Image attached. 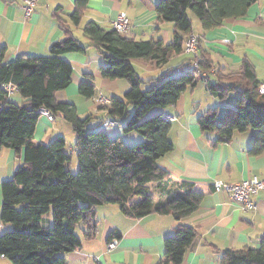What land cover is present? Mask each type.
<instances>
[{
    "label": "trees",
    "instance_id": "obj_1",
    "mask_svg": "<svg viewBox=\"0 0 264 264\" xmlns=\"http://www.w3.org/2000/svg\"><path fill=\"white\" fill-rule=\"evenodd\" d=\"M257 0H160L157 14L162 21L176 27L175 39L136 41L124 37L116 29H104L89 21L83 33L100 51L104 66L101 75L107 80L126 79L130 90L124 99L114 97L106 106L108 116L115 121L129 116L124 131L137 132L144 140L126 145L121 137L90 127L94 116L81 119L77 107L60 103L58 92L73 82V67L63 59L67 53H84L86 48L74 37L72 29L58 18L65 33L62 41L51 48V56L19 58L6 62V50L0 51V152L13 149L23 156V163L14 178L2 185L3 208L1 221L11 225L0 234V258L11 264H67L66 255L81 248L84 238L93 239L99 232L96 209L102 205H117L133 219L152 213L172 215L181 221L200 207L204 194L192 184L174 181L161 167L159 160L173 151L169 140L172 127L162 111L176 104L188 88L206 82L207 89L218 98L236 94L235 108L222 123L217 121V108L209 109L199 119L201 128L218 134V142L232 140L235 133L255 130L252 152H264V95L259 93L261 81L253 66L244 61L238 72L224 75L215 70L217 81L210 80L213 61L198 41V55L186 67L197 62L205 76L188 70L174 76L168 73L156 80L143 81L132 61L139 59L156 63L158 67L183 52L193 33L192 11L204 30H211L228 19H241ZM89 8V0H75L69 15L79 27ZM219 72V73H218ZM12 83L27 102L16 105L7 102L5 85ZM142 85H151L143 90ZM80 94L95 97L92 83H83ZM47 108L53 116L65 118L76 136V152H68L67 141L58 137L48 145L34 144L38 110ZM76 156L79 169L71 171ZM196 228L181 223L175 235L165 241V256L160 264H183L185 255L198 237ZM119 238L118 232L109 236ZM223 264H264V236L257 248L228 249L222 252Z\"/></svg>",
    "mask_w": 264,
    "mask_h": 264
},
{
    "label": "crops",
    "instance_id": "obj_2",
    "mask_svg": "<svg viewBox=\"0 0 264 264\" xmlns=\"http://www.w3.org/2000/svg\"><path fill=\"white\" fill-rule=\"evenodd\" d=\"M159 1L89 0V8L77 27L69 18L75 9V0H37L34 12L28 19L25 17L24 0H0V51L6 50V62L51 56L52 46L65 37L58 20L62 18L86 50L84 53L63 55V59L73 67V82L58 92L56 99L60 103L75 105L81 119L94 116L90 127H97L111 118L100 99H124L131 86L126 79L107 80L102 77L104 59L84 35L83 28L87 22L93 21L104 29H112L119 15L126 13L131 23V39L172 43L176 27L174 23L159 18ZM189 15L193 22V33L201 38L203 49L211 54L214 70L209 75L210 80L217 81L215 70L224 75L235 73L247 61L264 84V0H257L251 5L246 17L228 19L211 30H204L197 18L198 26L195 18ZM79 31L84 36H76ZM192 57L184 49L161 67L139 59L133 60L132 64L140 78L149 81L168 73H174L176 77L184 74L186 70L181 69L188 65ZM83 83H92L96 87L94 98L86 99L80 94L79 87ZM7 93L8 103L23 105L27 102L17 87L14 92L9 93L7 90ZM236 100V94L225 99L214 96L207 89L206 82L200 80L196 87L188 88L176 104L162 111L163 118L168 120V116L171 117L169 140L174 149L162 157L159 163L174 181L192 184L196 191L204 194L197 211L179 222L172 215L158 213L133 219L126 217L117 205L99 206L96 209L99 220L97 236L86 239L79 231L82 246L66 255L67 264H160L165 256V241L175 235L180 223L194 227L199 232L183 264H223L221 254L225 250L257 248L260 238L264 236V191L253 197L256 208L246 211L227 193L215 192L212 186L215 180L233 184L255 177L264 180V152H252L257 132H238L232 140L218 142L216 132L205 131L199 124L200 117L215 108L217 121L222 123L225 115L235 108ZM128 111L130 116L133 113L132 106L128 107ZM129 116L116 120V127L100 126L97 130L105 131L110 137L116 134L127 144L138 142L141 136L126 131L124 135L120 133L118 122L121 121V127H125ZM58 137L66 139L70 152H76V136L72 125L61 116H54V120L49 121L46 116L40 115L34 144L48 145ZM22 161L23 156L17 155L13 149L4 148L0 152V234L11 229V225L1 221L2 185L14 178ZM113 232L120 234L119 245L107 252L106 245ZM0 260L9 261L3 257Z\"/></svg>",
    "mask_w": 264,
    "mask_h": 264
},
{
    "label": "built area",
    "instance_id": "obj_3",
    "mask_svg": "<svg viewBox=\"0 0 264 264\" xmlns=\"http://www.w3.org/2000/svg\"><path fill=\"white\" fill-rule=\"evenodd\" d=\"M37 5V0H24V11L25 17L28 19L32 13L34 12L35 6ZM113 28L117 30L118 33L122 34L124 37H131V23L128 15L126 13H121L119 17L113 22ZM198 41L199 36L192 34L188 37L185 43V52L191 54L196 57L198 55ZM194 70L200 76H205L197 62L193 63L191 66L183 67L181 71ZM6 89L9 93H12L16 90V87L12 84H9ZM259 93L264 95V84L260 85ZM101 104L104 106H108L111 104V101L102 97L100 99ZM40 115L46 116L49 121L54 120L53 114L47 108H40L38 110ZM168 120H171V117L168 116ZM117 122L108 118L105 120L103 127L110 128L116 127ZM213 189L215 192H225L227 193L233 200H235L238 204H240L241 208L249 211L254 210L256 208V204L253 201V197L258 195L261 191H264V180L259 178H250L247 180H243L239 183H227L222 180H215L213 182ZM119 245L118 238H112L106 245L107 252H111Z\"/></svg>",
    "mask_w": 264,
    "mask_h": 264
},
{
    "label": "rangeland",
    "instance_id": "obj_4",
    "mask_svg": "<svg viewBox=\"0 0 264 264\" xmlns=\"http://www.w3.org/2000/svg\"><path fill=\"white\" fill-rule=\"evenodd\" d=\"M189 14H191L192 16H193V18H195V21L197 22L196 24L198 25L199 24V21H198V19H197V17L195 16V14L192 12V11H189ZM199 26V25H198ZM76 36H78V37H82V36H84L83 35V33L82 32H76V34H75ZM151 87V85H149V86H147V85H142V89L143 90H146V89H148V88H150ZM127 122V121H126ZM119 123V126H120V133L121 134H125L124 133V130H123V128H124V126L123 127H121V121L120 122H118ZM124 124H125V120H124ZM117 126H118V124H117ZM130 134H134V136H141V135H139L137 132H130ZM116 134H114L113 136H111L110 138H113V139H115V138H117L118 136H115ZM142 137V136H141ZM144 140V138L142 137V139L140 140V141H138V142H135V141H132L131 143L132 144H127V142L125 143L126 145H136V144H138V143H140L141 141H143ZM69 143V142H68ZM67 150H68V152L70 151V146H69V144H67ZM78 169H79V165H78V161H77V158H76V156H74L73 157V162H72V165H71V171L74 173V174H77L78 173ZM0 264H11L9 261H2V260H0Z\"/></svg>",
    "mask_w": 264,
    "mask_h": 264
}]
</instances>
